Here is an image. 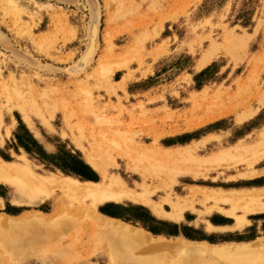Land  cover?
<instances>
[{
	"label": "rangeland",
	"instance_id": "374dc122",
	"mask_svg": "<svg viewBox=\"0 0 264 264\" xmlns=\"http://www.w3.org/2000/svg\"><path fill=\"white\" fill-rule=\"evenodd\" d=\"M94 19L96 48L80 65ZM0 33L6 40L0 39L1 159L25 158L40 175L100 181L102 174L87 159L90 153L130 188L140 191L146 182L151 198L167 210L191 188L264 186L225 184L243 179L241 173L262 174L264 162H253L262 145L257 154L240 151L208 169L191 166L186 153L191 148L193 157L208 158L260 140L264 0H0ZM205 54L210 60L199 66ZM177 165L184 173L166 186ZM59 205L56 217L62 222L48 225ZM211 205L199 194L196 209L186 208L179 220L131 199L99 203L97 211L144 229L156 241L264 244V213H250L243 229L230 230L226 226L234 219L216 218L224 215L210 212ZM91 212L89 199L58 189L34 194L17 182L0 181V264L184 261V254L145 246L112 259L110 244L91 224ZM208 221L221 227L209 229ZM254 254L250 260L194 261L264 264V252Z\"/></svg>",
	"mask_w": 264,
	"mask_h": 264
},
{
	"label": "bare ground",
	"instance_id": "6f19581e",
	"mask_svg": "<svg viewBox=\"0 0 264 264\" xmlns=\"http://www.w3.org/2000/svg\"><path fill=\"white\" fill-rule=\"evenodd\" d=\"M96 25L97 23L94 19L93 24L90 28V42L88 48L81 57L80 65H86L95 51L98 29ZM3 34L0 33V39L4 43L6 42V40ZM209 60V54L203 55L199 66H203ZM263 99L264 94L262 95L260 100L262 101ZM21 106L25 120L28 121L27 123L32 124V118L30 115V111L27 109V105L23 104ZM35 109H37V107ZM1 116L2 113L0 110V122ZM247 116V114L245 116H240L239 119L243 120L244 118H247ZM261 145L263 146V152L260 153L253 161L257 162L258 160L264 158V130L260 136V140L253 146H244L243 143H241L232 149L223 150L218 154H214L208 158H198L197 156L193 157L192 153L190 152L191 148L187 149L186 153L191 157V159H189L192 160L189 161V164L191 166L197 168L206 167V169H208L215 167L214 163H219V160H221L222 158L237 156L240 151H253L254 154H257L259 151L258 149ZM86 156L93 167L102 174V179L100 181H81L71 176H58L54 173L50 175H40L32 169L30 162L25 158H23V162L21 163L5 161L0 158V181H11L13 183L17 182L20 186L28 187V189H30L34 194H49L50 189H58L69 197L77 195L82 199H89L90 208L92 210L91 213H93L94 215L91 224L110 244L112 259L120 257V252L124 253L125 256L123 257H128V255L132 253L133 249H135V247L137 248L138 246H145L147 247V249L151 248L153 250L164 249V251L166 252L176 251L177 253L184 254L186 256L183 262H164L163 260L139 261L140 263L143 262V264H148L149 261L154 262V264H207V262H202L201 260H197L195 263L194 258H218L224 256H235L242 258L243 260H250L256 257L254 254L256 251L264 252L263 243L255 247L249 244H236L233 246L229 244L220 246L213 244L214 246H210L203 245L202 243L196 244L193 242L185 244L168 243L163 242L158 237L157 238L160 241H156L144 229L134 227L130 225L129 222H123L114 217L103 216L102 214H100L101 212L99 213L97 211V206L99 203L101 204L107 201H121L125 199H131L148 205L151 210L158 216L172 219H181L186 208L194 207L195 200L200 194L203 203L211 200L217 205L216 207H218V209L220 210H222V208L218 205L219 202L230 203L232 205V208H230L227 213H229L230 216L234 215L236 217V224L234 226L242 227L246 223L245 215H239L235 213V211L238 208H242L245 212L264 211V188L253 190H227L222 188L219 190H215L207 188H191L190 194H188L186 197L172 200V209L166 210L160 202H157L156 200L154 201L151 198V191L148 188L146 182H142L141 184H139L141 190L136 191L135 189L130 188L126 181H124L123 178L119 175H108V170L105 162L97 159L95 155L90 153H87ZM187 160V158L183 159V161ZM253 162H250L249 166H253ZM189 164H187L186 166H190ZM171 172V181L170 183H167L166 186H171V184L177 181V176L184 173L182 166L179 167L178 165L173 168ZM197 174L198 173H194V176L197 177ZM231 183L232 182H226L225 184L230 185ZM60 207L61 205L57 206L56 210L50 215L51 219L48 221V225L52 226L62 222L60 218L56 217Z\"/></svg>",
	"mask_w": 264,
	"mask_h": 264
},
{
	"label": "crops",
	"instance_id": "0c3cea01",
	"mask_svg": "<svg viewBox=\"0 0 264 264\" xmlns=\"http://www.w3.org/2000/svg\"><path fill=\"white\" fill-rule=\"evenodd\" d=\"M6 161V160H5ZM258 162H260V163H262V162H264V158L263 159H260V160H258ZM238 177H241V178H243V179H241V180H236L235 178H234V180H229V181H227V182H232L230 185H239V184H261V183H264V171H262V174L261 173H259V172H255V171H253V173H251V174H248V173H241V174H239L238 175ZM229 179H231V178H229ZM227 185V184H226ZM264 188V186L263 187H257V188H239V189H237V188H231V189H227V190H232V189H235V190H253V189H263ZM204 189V188H203ZM221 189V188H220ZM222 189H225V188H222ZM121 201H124V200H121ZM121 201H115V202H121ZM108 202V201H107ZM135 202H139V201H135ZM207 202H212V205L211 206H209V208H211L212 210L210 211V212H212L213 210H216V211H219L220 213H222L224 216L223 217H221V216H216V218H221V219H223V220H226V221H228V220H230V219H234V224H230V225H228V226H226V227H229L230 228V230L232 229V230H238V229H243V227L246 225V224H248L249 223V220L247 219V215L248 214H255V215H257V214H259V213H264V211H262V212H254V211H252V212H245L242 208H238L236 211H235V213H237V214H239L238 213V211H241L242 213L241 214H239V215H245V225L244 226H242V227H236V226H234L235 224H236V217L234 216V215H229V213H227V211L230 209V208H232V205L230 204V203H225V202H219L218 203V205L219 206H221V208H222V210H220V209H218V207H216L217 205L213 202V201H207ZM141 203V202H140ZM221 204H229V206H230V208H225V207H223ZM163 207H164V205H163ZM188 208H190V207H188ZM192 208V207H191ZM171 209H172V207H171ZM192 209H196L195 207H193ZM167 210V209H166ZM183 216H184V212H183ZM167 218V217H166ZM170 219H172V218H170ZM174 220H179V219H174ZM212 227H211V226ZM208 228L209 229H217V228H219V227H221V226H218V225H215V224H213L212 222H210V221H208ZM222 229H228V228H222Z\"/></svg>",
	"mask_w": 264,
	"mask_h": 264
},
{
	"label": "trees",
	"instance_id": "16d2710c",
	"mask_svg": "<svg viewBox=\"0 0 264 264\" xmlns=\"http://www.w3.org/2000/svg\"><path fill=\"white\" fill-rule=\"evenodd\" d=\"M82 175H84L85 177H90V175H88L86 173H82Z\"/></svg>",
	"mask_w": 264,
	"mask_h": 264
}]
</instances>
